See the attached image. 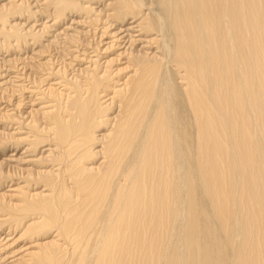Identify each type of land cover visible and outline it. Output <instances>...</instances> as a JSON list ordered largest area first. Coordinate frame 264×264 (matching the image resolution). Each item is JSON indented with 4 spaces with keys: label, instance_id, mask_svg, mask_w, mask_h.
Instances as JSON below:
<instances>
[{
    "label": "bare ground",
    "instance_id": "1",
    "mask_svg": "<svg viewBox=\"0 0 264 264\" xmlns=\"http://www.w3.org/2000/svg\"><path fill=\"white\" fill-rule=\"evenodd\" d=\"M5 188L0 264H264V0H0Z\"/></svg>",
    "mask_w": 264,
    "mask_h": 264
},
{
    "label": "rangeland",
    "instance_id": "2",
    "mask_svg": "<svg viewBox=\"0 0 264 264\" xmlns=\"http://www.w3.org/2000/svg\"><path fill=\"white\" fill-rule=\"evenodd\" d=\"M26 106H28V105H26ZM25 109H26V108H25ZM22 110H24V108H23ZM25 111H27V110H25ZM22 112H23V111H22ZM9 186H11V185H9ZM7 189H9V188H5L4 190H1L0 193H1V194H2V193H5L4 191H7ZM10 189H11V188H10ZM6 193H10V192H6ZM1 234H3L2 231L0 232V235H1ZM1 236H2V237H1ZM1 236H0V238H1L0 240L2 241L3 238H4L6 235L3 234V235H1ZM11 237H12V238H10L11 240H12L13 238H15L14 235L11 236ZM16 237H17V236H16ZM11 240H10V241H11ZM13 240H14V239H13ZM1 241H0V242H1ZM10 241H9V242H10ZM11 242H12V241H11ZM3 244H4V242H3ZM20 244H21V243H20ZM20 244H19V245H15V247H12V249L7 250V252H13V251L16 252V251L18 250V248H22V247H23V246H22L23 244L26 245V243H22L21 246H20ZM25 245H24V246H25ZM12 250H13V251H12ZM1 254H3V252H2Z\"/></svg>",
    "mask_w": 264,
    "mask_h": 264
}]
</instances>
